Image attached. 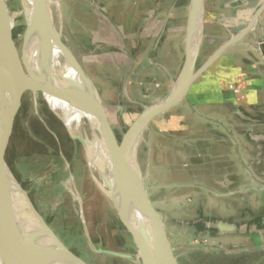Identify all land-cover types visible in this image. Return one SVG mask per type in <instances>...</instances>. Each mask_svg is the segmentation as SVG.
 Wrapping results in <instances>:
<instances>
[{
	"label": "crops",
	"instance_id": "obj_1",
	"mask_svg": "<svg viewBox=\"0 0 264 264\" xmlns=\"http://www.w3.org/2000/svg\"><path fill=\"white\" fill-rule=\"evenodd\" d=\"M191 2L58 0L63 21L92 35L89 53L105 48L104 71L115 67L100 79L102 104L135 119L171 93L183 68ZM263 3L204 0L195 69L238 35ZM262 46L264 12L177 105L150 123L139 163L147 198L166 234L204 239L224 252L264 253Z\"/></svg>",
	"mask_w": 264,
	"mask_h": 264
},
{
	"label": "rangeland",
	"instance_id": "obj_2",
	"mask_svg": "<svg viewBox=\"0 0 264 264\" xmlns=\"http://www.w3.org/2000/svg\"><path fill=\"white\" fill-rule=\"evenodd\" d=\"M4 2L6 10L5 17L2 13L3 30L0 41L4 39L6 26H9L11 52L12 48H20L24 39L23 3L22 0H4ZM60 13L62 14V12ZM61 18L63 21L62 16ZM82 24L86 26L87 21L81 22ZM61 25L65 26L63 28L68 38L67 46L64 49L68 51L70 60L79 64L85 75H89L93 79L100 97L105 94L100 88V79H104L105 76L110 77L115 70L112 69L115 67H109L107 71L103 69L105 60L102 57L104 54L102 52L105 48L101 47L100 51L89 53L93 51L88 45V38L92 35L87 33V28L78 27L79 25L76 23L73 26L70 21L65 20ZM66 59L65 57V61L68 63ZM106 61H112L110 64L117 66L118 61L116 63L111 59H106ZM18 73L21 74V72ZM38 73L37 70L36 77L40 76ZM42 74L44 75V72L41 69ZM12 86H15L14 83ZM38 89L40 91L28 89L18 92L16 104L10 114L7 133L0 137V148L7 165L47 225L82 264H141L133 241L122 224L120 217L122 207L118 208L117 204L110 200L104 202L103 198L97 195V190L89 177L82 156V146L69 139L57 116L49 109L46 99H43L45 91L42 86ZM32 93L35 95L36 105L33 104ZM56 93L53 97L52 107L58 111L59 108H62L61 112H65L67 118L71 120V116H68L71 110L68 98L62 94L59 96L58 91ZM10 97H12L10 93L5 96V104L9 102ZM63 107L65 108L63 109ZM102 109L116 140L119 142L122 134L134 119L133 116L125 117V115L116 114L112 108H108L104 104H102ZM150 126L142 135L144 142L141 141L136 149V158L141 173L142 166L139 160L142 158V145L148 141L152 128ZM6 128V120L3 117L0 122V133H4ZM101 139L102 152L97 163L98 173L103 166L104 169L112 168L109 161L111 150H109L102 134ZM108 180L104 185L101 184V187L109 194H116L123 199L119 188ZM150 189L151 187L147 185L149 194ZM81 199L84 202V209L80 205ZM119 204L121 206V203ZM167 207L165 204L164 208ZM160 220L162 222L161 218ZM169 230L173 231L171 228ZM166 235L177 264H215V262L220 264L221 260L213 259L215 255V258L218 256H243L240 259L242 264H248L251 260L250 254H264L263 252L237 254H235L236 252H224L204 239L190 240L189 236L184 234ZM97 250L111 251L119 256L98 254ZM236 262V259H231L228 264H238Z\"/></svg>",
	"mask_w": 264,
	"mask_h": 264
},
{
	"label": "water",
	"instance_id": "obj_3",
	"mask_svg": "<svg viewBox=\"0 0 264 264\" xmlns=\"http://www.w3.org/2000/svg\"><path fill=\"white\" fill-rule=\"evenodd\" d=\"M204 0H192L187 19L185 38V57L181 74L171 93L161 102L144 107L142 112L131 122L118 142L109 126L102 109L101 99L96 87L85 75L81 66L79 73L85 83L92 88L94 96L88 94L79 85L70 81H59L57 87L53 81L52 73L42 55H39L40 67L44 70L42 77L26 79L21 76L16 68L10 52V29L6 26L5 36L0 41V55L4 58L5 64L0 63V122L5 117L7 128L0 137L7 133L10 114L14 108L18 92L21 90L38 89L43 85L52 86L66 94L68 103L75 108L83 107L97 122L100 133L106 140L111 153L109 161L112 168L120 169L122 175H114L122 199L121 221L129 233L133 244L138 252L141 264H177L161 221L147 198L144 188V178L139 166L132 160L131 152L133 146L142 138L144 131L157 116L167 112L177 105L188 92L191 84L210 66L215 59L229 46L241 40L250 32L256 24L259 16L264 12V3L255 11L249 23L236 36L231 37L226 43L220 46L213 54L197 69H195L198 54V39L201 32V19ZM39 6L37 1L36 9ZM0 10L5 17V2L0 0ZM25 41L31 36L30 29L25 28ZM60 46V45H59ZM264 57V46H262ZM2 51V52H1ZM65 51V57L70 67L77 64L70 60ZM0 56V57H1ZM4 56V57H3ZM14 83L15 86H12ZM90 88V89H91ZM40 91V90H39ZM12 94L9 102L5 104V96ZM63 126L69 139L78 142L81 146L87 147V140L73 136L65 126L62 119L55 114ZM13 191L19 193L25 199L30 222L15 215L12 205ZM137 211L145 214L148 219L149 230L145 228L135 229L129 223L130 212ZM154 231L150 230L153 229ZM152 232V244L149 243L148 233ZM47 243V244H44ZM96 253L118 257L119 255L104 250H97ZM0 260L3 264H82L65 245L58 239L57 235L47 225L39 211L36 209L27 192L17 181L0 148Z\"/></svg>",
	"mask_w": 264,
	"mask_h": 264
},
{
	"label": "bare ground",
	"instance_id": "obj_4",
	"mask_svg": "<svg viewBox=\"0 0 264 264\" xmlns=\"http://www.w3.org/2000/svg\"><path fill=\"white\" fill-rule=\"evenodd\" d=\"M37 1L39 2V6L36 9ZM22 3L25 18V28L28 27L30 29L31 36L29 37L28 41H25V37H23V43L21 44L20 48H12L11 51V56L15 62L17 71L21 72L20 75L26 79H32L36 77L35 72L38 70V75L40 74L39 77H42V68L40 67L39 63V55H42L51 70L53 81L56 86L58 85L57 87H60V82H58V80L70 81L82 87L83 90H85L88 94L94 96V94L92 93V89H90L91 87H89V85L85 83L84 79L79 73L80 65H76L75 68L73 66L70 67L65 61L64 50L66 49L64 48H66L67 46L68 38L66 33L64 32L65 26L61 25L63 21L61 18V13L59 11L58 0H32V2L31 0H22ZM2 15L3 14L0 10V37L3 30ZM0 63L5 64L6 66L5 60L2 57H0ZM42 88L45 91L43 99H46L49 109L62 119L65 126L73 136L88 141L89 146H82L81 152L88 169L89 177L95 187V190H97V195L99 197L101 196L104 202L110 200L112 202H115L118 208H121L122 197H119L116 194L111 195L101 187V184L104 185L105 183H107V179H109L110 181H108L111 182L114 186H117V184L115 183L114 175L120 177L122 175V171L118 168L104 169L103 166L98 173L97 163L102 152V139L96 120L89 113H87V111L83 107L75 108L71 104V110L68 115L69 117L71 116V120H69L67 118V114L65 112H61L62 108H59L60 110L58 111L52 107V103H54L53 97L55 96L56 91L59 92V96L62 94L65 97L66 94L56 88H53L52 86L43 85ZM33 91H35V89H33ZM31 96L33 104L36 105L34 93H32ZM66 98L68 97L66 96ZM64 108L65 107H63V109ZM139 142H137L135 146H133L131 152L132 160L135 161L137 165L138 159L136 158V149ZM11 200L15 215L23 219L24 221L27 220V222H30V212L28 211L23 196L13 191ZM119 203H121V206ZM80 205L81 208L84 209V202L82 201V199ZM128 219L129 223L132 224L135 229L145 228L149 230V222L145 214L137 211H132L130 212ZM150 230L154 231V228ZM151 233L152 232L149 231L148 238L149 243L152 244L153 239L151 238ZM0 264H3L1 260Z\"/></svg>",
	"mask_w": 264,
	"mask_h": 264
},
{
	"label": "trees",
	"instance_id": "obj_5",
	"mask_svg": "<svg viewBox=\"0 0 264 264\" xmlns=\"http://www.w3.org/2000/svg\"><path fill=\"white\" fill-rule=\"evenodd\" d=\"M257 254V255H256ZM250 254V258L251 260L248 262V264H262L264 262V254ZM216 256V255H215ZM215 256H213L214 260L216 261L217 259L218 260H221L220 261V264H228V261L231 260V259H236L238 264H242L243 262L240 260L243 258V256H218L215 258ZM210 258V257H209ZM212 258V257H211ZM210 258V259H211ZM215 264H217L215 262Z\"/></svg>",
	"mask_w": 264,
	"mask_h": 264
}]
</instances>
